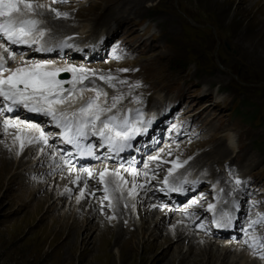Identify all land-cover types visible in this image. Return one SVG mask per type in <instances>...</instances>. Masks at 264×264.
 <instances>
[{
    "label": "rangeland",
    "instance_id": "1",
    "mask_svg": "<svg viewBox=\"0 0 264 264\" xmlns=\"http://www.w3.org/2000/svg\"><path fill=\"white\" fill-rule=\"evenodd\" d=\"M47 1L50 13L43 18L48 21L53 31L57 21L73 25H77L79 21L80 24L89 22V28H92L93 32L107 29L112 24L117 29V41L110 46V49L113 47L114 55L109 58L89 62L45 58L52 59L47 63L58 64L62 61L56 60H65L71 67L84 74L110 76L113 78L110 81L111 86L103 81L114 93L121 92L130 85L136 86L141 81H148L152 87H162L174 94L181 103V109L188 115H193L190 121H183L181 124L186 128L182 139L166 142L155 150L159 152L158 157L165 159L157 160L153 152L149 163L141 164L136 169L142 168L143 172H146L145 167L150 171L153 169V178L159 179L156 185L160 186L166 174H160L163 168L169 170L179 167L185 164L183 161L187 162L189 157L194 162L199 151L221 148V143L226 141L224 134L229 131L234 137L230 150L223 147L225 153L220 159L216 156L217 153H210V158L202 162L209 163L211 159L217 158L216 165L228 181H233L234 171L240 173L241 166L246 164V171L238 176L239 180H243L240 186L243 185L242 190L247 193L248 203L251 197L255 201L253 206L264 211V28L258 27V12L252 5L255 0ZM31 2L38 3L37 0ZM57 12L60 13L59 16L56 15ZM117 12L120 17H112L116 16ZM91 18L96 21L89 20ZM65 33L53 35L59 37V34ZM27 55L24 56L26 60L38 59ZM17 56L21 55H13ZM13 60H6L5 68H8ZM98 62L107 65V69L91 68ZM215 88H219L216 94ZM201 96L205 99H201ZM47 130L48 128H43L41 131L48 135ZM9 136L1 130L0 145L7 146L13 135ZM47 141L50 146L54 145L49 138ZM167 143L168 146L180 143L182 149L176 155H165L163 149L167 148ZM37 149V146H34L32 151L26 149L27 152H32L26 166L16 169L14 159L18 157H14L11 165L13 169L10 172L8 169L5 172L0 171V264H193V258L199 259L194 264H205L201 261V255L198 257L201 252L184 257L178 248L175 255L174 250H170V256L175 257L168 262L169 253L164 256L162 254L165 244L155 247L152 244L147 247L143 240L138 242V238L130 241L128 248H122L123 240L117 238L114 244L121 248L120 256H117L116 249L111 248L114 234L109 229L102 235L106 236L105 240L97 235L98 227L91 231L81 230L80 234L76 235L71 228L72 218H59L58 215L68 206L67 200L73 201L81 185L69 196L60 197L62 204H59V207L51 206L53 208L48 211V204L43 206L44 200L33 204L36 202L35 198L40 197L39 194L48 187L43 188L39 194L30 187L22 190L25 188L23 185L43 184L44 177L51 180V186L53 182L63 184L61 172L65 167L53 174L49 170L48 173L40 171L39 174L31 171L33 168L39 170L45 167L44 163L37 165L33 159ZM169 149L171 150V147ZM247 160L250 162L246 163ZM109 164L119 168L129 167L113 162ZM153 165H157L159 169L154 170ZM74 168L81 171L87 166ZM14 172L17 173L7 185L6 177L9 179ZM127 173L124 172V175ZM206 173L210 175L211 172H198L204 175V180L208 178ZM224 177L222 178L226 180ZM56 184L53 187H56ZM60 189L55 188L51 195L58 194ZM165 206L171 207L167 204ZM165 206L161 205L157 209H164ZM176 215L175 212L172 217ZM95 219L93 218L92 222ZM116 222L117 217H113V223ZM262 223L261 230L258 229L257 232L264 235V222ZM165 229L166 227L163 230ZM85 239L89 241L88 244L82 242ZM133 243H138V250H131ZM261 252L263 251L260 250L259 253Z\"/></svg>",
    "mask_w": 264,
    "mask_h": 264
},
{
    "label": "bare ground",
    "instance_id": "2",
    "mask_svg": "<svg viewBox=\"0 0 264 264\" xmlns=\"http://www.w3.org/2000/svg\"><path fill=\"white\" fill-rule=\"evenodd\" d=\"M37 1L38 3L35 2L37 5L43 4L45 5V7L44 8L37 7L32 18L38 21H40V18H42L43 27L45 29H51L50 31L52 32L51 33L52 35L58 34L60 32H66L63 35L59 34L60 36H64L66 34H71V33L79 34V32L80 31L82 32V30L84 29L86 32H89L92 29L89 28V26H91L89 22L80 24L79 21L77 25H73L70 23H63V22L61 23L60 21H57L55 22L56 29L55 31H53L51 25L48 24V21H46V19L43 18V16L46 17L47 14L50 13L49 2L47 0H37ZM252 5L254 6L255 10H257L258 12L257 13L259 18L258 27L264 28V0H255L254 2H252ZM118 13L119 12H117V14ZM117 14H115L116 16H112V17L115 18L120 17L119 14L118 15ZM35 16H38V19ZM122 16L123 15H121V17ZM89 20L96 21V19L94 18H91ZM105 23L103 25H105ZM38 33L39 32H37V34ZM262 34H264V30ZM34 35H36V32L34 33ZM114 41H116V39H114ZM29 52L30 51L27 50L26 52H24L25 53L24 55H21L19 57L18 56L14 57L15 59L14 60L12 59L13 62H11V64L8 65L9 67L6 69H15L16 67H33L37 64L44 65L43 70L47 72L56 73L57 71L75 69L71 67V64H67L65 60H56V61H62L61 63L58 64L47 63V61L50 62L52 59H45V58L26 60V57L24 56L27 55L26 53L29 54ZM33 54H34L33 57L37 58L35 53ZM0 55H3L5 60H8L7 53H4L2 50H0ZM71 63L75 64L76 62L75 63L71 62ZM92 67H94L95 69L101 68V70L107 69V65H104L101 62L93 64L91 68ZM4 74L7 75L8 73L5 72ZM54 79L56 80V75ZM57 81H59V88L61 89L60 94L62 96L67 97V99L69 100H73V97L76 98L75 100H73L71 105L81 103L83 100H87L88 98H90L91 95H93V91L89 90V88L86 89L77 86L75 84L76 82L73 81L72 77L65 80L57 79ZM64 83H68V84L65 85ZM81 89H83V91H81ZM69 93H71V96H69ZM104 96L105 95L103 93H100L101 100H103ZM157 99L158 96H152L151 98L152 102L159 103L156 102ZM71 105L70 106L62 105V107H71ZM22 112L23 111L11 117L5 114L3 115L0 112V124H1L0 131L1 130L4 131L7 137H10L9 136L10 134L13 135V137H11V139H9V141L7 142V146L3 147L2 145H0V155H2L0 157V161H2L1 162L2 166L0 167V171L5 172V170L7 171L8 169V172H10L13 169V166L11 165L13 164L12 159L14 157H18L17 159H14L15 161L14 163L16 164V169L17 167L20 168L26 166V164L28 163V159L32 155L31 154L32 152L29 153L26 151V149H30L32 151V148L34 146L38 147L37 153L35 155L36 159L35 157L33 158L35 163L37 165L44 163L45 167H42L39 170H35L32 167L33 170L31 171H34L39 174L40 171H45L46 173H48L47 170H49V172L53 174V172L56 173L62 167H65V169L61 172V178L63 180V184H56L57 182H53L54 184L51 186L52 184L51 180L48 178L46 179V177H44L42 178L43 184L36 183L32 185H23L25 188L22 190H26L30 187L35 193L39 194L43 188L48 187L46 191L41 192L39 194L40 197L35 198L36 202H33V204H37L38 201L44 200L43 206L44 204L45 206L48 204L46 209L48 211L53 207L54 208L59 207V204H62V200L60 199V197L62 198L69 196L70 193L78 185H81L80 190L76 194L75 198H73V201L67 200L66 205L68 206L64 210H62L59 213V215L57 214L59 218L61 217L72 218L71 228L74 230V233L76 235L80 234L81 230L91 231L96 227H98L99 231L97 235L99 237H102V235H105L106 230L109 229L114 234L113 240L111 241L112 243L111 248L114 247L116 249L117 256H120L119 250H121V248H119L117 245L114 244L117 238L123 240L122 248L124 246L128 248L129 246H127V244L130 241L132 240L134 241L136 238H138L139 239L138 242L143 240L146 243L147 247L151 246L152 244L153 247L160 246L161 244H165L166 245L165 249L167 250L164 251L165 249H163L162 254L164 256L169 253V257H168L169 259L167 258L168 262L172 261L171 259H173L175 253H178V250H176L178 248L181 251V253L184 255V257H188L191 254L201 252L198 255V257L201 255V261L205 262V264H212L210 262L216 264H264V258L261 259V256L259 254L255 255L249 249L245 248L244 244L226 238L225 239L223 238V240L214 239L208 234L200 233L191 223V219H185L180 216V214H182L183 212L190 214L189 211H194L197 213L204 211V207L201 208V211L200 209H195V208L192 209L187 206L184 207L179 206L178 208L165 206L164 209H160V210L157 209L159 206L162 205V203L156 201L155 197L152 195V191L157 192V195L160 196L159 186L156 185L159 179L153 178L154 174L152 173V171L148 169V167H145L146 172H143L141 170L142 168L141 169H136V168L134 169L129 167L119 168L118 166L110 165L109 164L110 162L99 160L100 162L99 161L94 162L86 168L93 174L94 178L89 177L88 172H84L82 170L78 171L76 168H74V166L69 165L70 166L69 167L66 164L67 162H65L62 156H60L56 146L54 145L50 146L48 141L47 144L41 141L40 136L41 133H43L41 131L44 128L43 125L41 123L39 124L34 123L33 121L27 118L26 113L24 114ZM5 120H8L10 122H15V126H13L12 123H10L9 126L6 128L4 126ZM18 136L20 137V139H17ZM43 136L46 140H48V135L43 133ZM233 138H234L233 133L229 131L225 132L224 139L226 141H224V143H221L222 145L221 148L218 147L215 150L212 149L211 151L213 152L209 151L208 149L202 150L201 152L199 151V153L195 155V160H194L195 163L198 162V164L201 166L199 168H196L195 166L192 167L191 165L188 164H183V165L181 164L179 167L172 168L169 170L167 168H163L164 170H162L160 174H164L166 172V174L171 175L172 173H174V170L176 171L183 170L187 167H191L190 172L192 175H194L196 169L203 168V171L205 170L207 172H211L210 177L212 179H219L222 182L220 190L221 193L227 197L231 192L237 190L239 186L234 183L232 184L229 181L227 182L225 179L222 178L223 174L220 173L218 170H215L214 166L218 163L216 161L217 158H213L210 160V162L208 163L209 167L207 166L206 162H202V161H204L205 159L208 160L210 158L208 156L210 155V153L213 154L217 153L218 155L216 156H218L220 159V157H222L223 154L225 153L224 150L225 148L228 151L230 150L231 144L233 143L234 140ZM21 142H23L24 145L23 148H21ZM168 144L169 143L166 144L167 148L163 149L165 155H167L168 153H173L174 155H176L182 149L180 143L175 146H172L171 144L170 146H168ZM169 147H171V150L169 149ZM223 147L224 149H222ZM174 149L175 151L176 150L177 151L175 152ZM228 151L227 153H229ZM54 152L56 153L54 154ZM158 153H159L158 151L154 153L156 155L157 160L165 159L164 157H158L157 156ZM170 157L172 158L173 155ZM248 162L250 161L247 160L246 163ZM100 163H104V164H100ZM156 166L157 165H153V167H155L154 170L159 169V167ZM246 166H247L246 164H243L241 166L240 168L241 170L239 171L240 173L239 174L235 173L234 179L238 178V176H240L244 171H246ZM105 170H107L108 173H116L117 175H106L105 176L106 183L101 184L100 173L105 172ZM121 170L123 171L125 170L124 172H128L127 175H124V172H122ZM17 172H14L12 176L9 177V179L8 177H6L7 185L13 179V176ZM77 177H79V180H77ZM202 178H203L202 176L197 177V182H201ZM117 183H119V188L116 187ZM55 184L56 187H53L55 186ZM106 186L109 188V192L107 193L109 197L108 199H105L106 193L104 191V188ZM55 188L56 189L62 188V189L59 190L58 194L55 193V195L54 194L51 195L53 193L52 191L55 192L54 190ZM81 189L84 190L83 195H81ZM58 200H60V202ZM134 206L138 208H135ZM71 208L74 209L70 210ZM175 212L177 213V215L176 217L173 218L172 214ZM85 217L86 220H84ZM113 217H117V222L115 224L113 223ZM93 218L96 219L92 222ZM165 227L166 229L163 230ZM259 230L261 229L259 228ZM105 237L104 236L102 237L103 240H105ZM217 238H219V236H217ZM82 242H84L85 244L89 243V241H86V239ZM255 245L256 243L254 244V246ZM115 249H113V251H115ZM171 249L174 250V255L172 256H170ZM131 250H135V251L138 250V243H133ZM207 252L210 253L208 254ZM195 261H199V259L196 258L191 259V262L193 264Z\"/></svg>",
    "mask_w": 264,
    "mask_h": 264
},
{
    "label": "snow or ice",
    "instance_id": "3",
    "mask_svg": "<svg viewBox=\"0 0 264 264\" xmlns=\"http://www.w3.org/2000/svg\"><path fill=\"white\" fill-rule=\"evenodd\" d=\"M37 7L44 8L45 5L34 4L31 0H0V37L9 44H26L30 46L31 43H35V32H39L40 36L44 35L37 27L40 21L32 18ZM56 15L59 16L60 13L57 12ZM0 50L7 53L8 60L14 59L12 53L4 44H0ZM40 50L43 49H37V51ZM6 62L4 56L0 55V98L5 102L4 109H0V111L7 110L11 112L13 110L9 106L11 104L22 106L29 112L50 116L56 127L61 130L63 143L72 145L77 151L82 150L81 142L87 140L89 136L98 137L100 147L103 148L107 144L110 151H123L127 146V141L131 139L130 133L125 131L128 127L127 118L118 121L115 115H106V113L111 112L112 108L116 107L118 97H113L111 107L105 108L97 102L100 96V93L97 92L95 98L90 97L83 100L80 106L74 110H60L55 106H70L76 98L73 97V100H69L60 94L59 81L54 79L55 72L44 71V65L41 64L33 67L6 69ZM71 71L75 72L76 69H71ZM5 72L8 74L5 75ZM100 79L110 84L113 78L109 76L100 77ZM104 95L107 96V93H104ZM69 96H71V93H69ZM10 123L15 126V122L8 120L4 121V126L7 128ZM17 139H20V137L18 136ZM40 139L47 144L43 133H41ZM23 146V142H21V148ZM84 148L88 149L89 154H91L93 145L87 144L84 145ZM82 171L88 172L89 177L94 178L88 169L85 168ZM106 175L117 174L108 173L107 170L101 172V184L106 183ZM77 180H79V177H77ZM164 182L168 183V177H165ZM116 187L119 188V183ZM104 191L106 193L105 199H108L109 188L106 186ZM83 192L84 190L81 189V195H83ZM213 208L214 205H208L209 211H212ZM260 220H264V217L251 221L250 227L258 224ZM213 223L218 227L220 226L215 216H213ZM261 246L264 247V245Z\"/></svg>",
    "mask_w": 264,
    "mask_h": 264
}]
</instances>
